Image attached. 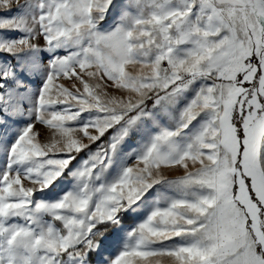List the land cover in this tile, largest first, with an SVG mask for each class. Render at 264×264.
Returning a JSON list of instances; mask_svg holds the SVG:
<instances>
[{
    "label": "snow or ice",
    "instance_id": "1",
    "mask_svg": "<svg viewBox=\"0 0 264 264\" xmlns=\"http://www.w3.org/2000/svg\"><path fill=\"white\" fill-rule=\"evenodd\" d=\"M0 264H264V0H0Z\"/></svg>",
    "mask_w": 264,
    "mask_h": 264
}]
</instances>
